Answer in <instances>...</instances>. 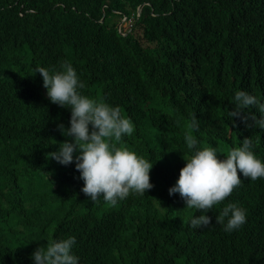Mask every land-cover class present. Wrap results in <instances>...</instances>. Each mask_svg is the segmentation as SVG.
<instances>
[{"label": "trees", "instance_id": "obj_1", "mask_svg": "<svg viewBox=\"0 0 264 264\" xmlns=\"http://www.w3.org/2000/svg\"><path fill=\"white\" fill-rule=\"evenodd\" d=\"M123 18L133 19L126 35ZM64 61L82 94L131 118L122 143L153 163L158 199L130 194L110 213L93 209L79 194L78 153L66 166L46 158L67 139L57 125L70 127L71 112L50 102L34 69ZM238 90L264 103V0H0V264H34L37 247L68 237L82 264H264V178L240 174L206 213L212 225L190 227L204 214L195 208L181 228L169 221L184 201L168 190L193 154L184 139L193 115L198 148L224 159L250 137L264 163V129L228 114ZM227 203L247 214L231 232L215 224Z\"/></svg>", "mask_w": 264, "mask_h": 264}, {"label": "clouds", "instance_id": "obj_2", "mask_svg": "<svg viewBox=\"0 0 264 264\" xmlns=\"http://www.w3.org/2000/svg\"><path fill=\"white\" fill-rule=\"evenodd\" d=\"M124 19L118 23V30L123 35L120 24ZM34 71L41 75L50 102L71 112L70 127L66 128L62 123L57 125L67 139L59 143L57 151L47 153L46 158L66 166L74 162V154L78 153L75 155V167L84 182L79 194L94 203L93 209L110 213L126 202L130 194L144 196L154 187L150 182L153 163L122 143L124 136L133 134L134 124L130 117L122 115L119 106L82 94L84 84L68 61H64L59 69L37 66ZM250 107L259 110V119L245 114ZM228 114L232 119L240 118L246 128L258 125L264 129V103L244 90L235 92L234 109ZM187 128L184 139L193 154L183 157L185 166L168 191L170 196L179 193L185 201V208H195L204 213L190 219V227L200 229L211 224L212 218L206 213L222 204L241 186L240 174L251 181L264 178V163L252 151L250 137H245L241 146L230 149L224 159H220L215 147H197L198 140L193 132L198 130L199 123L195 115ZM151 176L155 177V171ZM169 221L177 229L188 222L186 215L177 211L169 216ZM246 221L244 208L236 203H227L216 216L215 224L231 232ZM75 243V237L49 240L46 246L33 251L31 259L34 264H82L73 252Z\"/></svg>", "mask_w": 264, "mask_h": 264}, {"label": "rangeland", "instance_id": "obj_3", "mask_svg": "<svg viewBox=\"0 0 264 264\" xmlns=\"http://www.w3.org/2000/svg\"><path fill=\"white\" fill-rule=\"evenodd\" d=\"M136 15H139V14L137 13ZM120 25L123 26V29L121 31L124 33V35H126L128 32H130L132 30V28H126V27H128V23L126 22V19H124L122 24H120ZM145 195L148 199H151V200H152V198L158 199L159 191L156 189V187H153L151 190L147 191ZM146 201H148V200H146ZM185 207H186V204H185V201H183L181 206L179 208H177V213H183L184 214L186 212V210L188 209ZM161 217L163 218V214L161 215ZM18 242H21V243L25 242L24 236H22L18 240Z\"/></svg>", "mask_w": 264, "mask_h": 264}, {"label": "built area", "instance_id": "obj_4", "mask_svg": "<svg viewBox=\"0 0 264 264\" xmlns=\"http://www.w3.org/2000/svg\"><path fill=\"white\" fill-rule=\"evenodd\" d=\"M126 22L128 23V27H126V28H131L133 25V19H129V20L126 19Z\"/></svg>", "mask_w": 264, "mask_h": 264}, {"label": "water", "instance_id": "obj_5", "mask_svg": "<svg viewBox=\"0 0 264 264\" xmlns=\"http://www.w3.org/2000/svg\"><path fill=\"white\" fill-rule=\"evenodd\" d=\"M142 7H143V5H140V6H139L138 14H140V12H141V10H142Z\"/></svg>", "mask_w": 264, "mask_h": 264}]
</instances>
